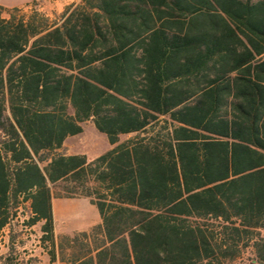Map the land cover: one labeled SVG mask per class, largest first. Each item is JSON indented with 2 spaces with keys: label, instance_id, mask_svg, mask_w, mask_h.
<instances>
[{
  "label": "trees",
  "instance_id": "obj_1",
  "mask_svg": "<svg viewBox=\"0 0 264 264\" xmlns=\"http://www.w3.org/2000/svg\"><path fill=\"white\" fill-rule=\"evenodd\" d=\"M87 121L111 149L62 153ZM37 224L50 263L264 264V0L0 5V264Z\"/></svg>",
  "mask_w": 264,
  "mask_h": 264
},
{
  "label": "rangeland",
  "instance_id": "obj_2",
  "mask_svg": "<svg viewBox=\"0 0 264 264\" xmlns=\"http://www.w3.org/2000/svg\"><path fill=\"white\" fill-rule=\"evenodd\" d=\"M29 1L30 0H0V5L4 8H12L24 6ZM29 5L30 8H20L23 13L29 14L34 9L43 13L39 10V8L44 6L43 0H34L30 2L28 6ZM58 17L59 15H55L54 18H48L50 20H54ZM81 127V134L69 137L66 140L61 151L62 153L70 155L85 152L89 158H92L111 149L106 136L99 133L94 128L91 121L82 123ZM128 137L129 136H121L120 141H124ZM53 217L54 232L56 236L88 230L93 225L99 223V216L96 208L92 206L89 200L86 198L54 199ZM40 225L41 224H37L31 229L20 232V237L17 239V242L14 245L18 262L20 264H40L41 257L43 254H46L39 247V237L41 236ZM20 229L21 226L18 228V230ZM1 236L0 255H3L8 251V229H5L1 233ZM3 239L6 240L5 245L2 244Z\"/></svg>",
  "mask_w": 264,
  "mask_h": 264
},
{
  "label": "crops",
  "instance_id": "obj_3",
  "mask_svg": "<svg viewBox=\"0 0 264 264\" xmlns=\"http://www.w3.org/2000/svg\"><path fill=\"white\" fill-rule=\"evenodd\" d=\"M32 1H34V0H30L24 6H19L18 8H24V7L30 8V5L28 6V4H30V2H32ZM79 2H80V0H43L44 6L39 8V10L42 11L47 17L54 18L55 15H60L67 6L72 5V4H77ZM35 7H37V6H35ZM79 154L85 155L89 161L93 160L94 158H96L100 155V154H98L92 158H89V156L85 152L79 153ZM54 211H55V206H54ZM1 238H2V236H0V239ZM5 243H6V240L3 239L2 244L5 245ZM40 260H41L40 264H62L60 262L50 263L48 256L46 254H43V256L41 257Z\"/></svg>",
  "mask_w": 264,
  "mask_h": 264
}]
</instances>
